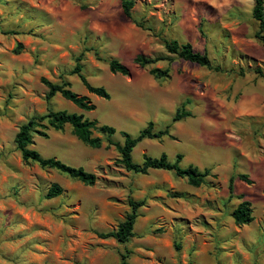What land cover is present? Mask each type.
<instances>
[{
    "label": "rangeland",
    "instance_id": "obj_1",
    "mask_svg": "<svg viewBox=\"0 0 264 264\" xmlns=\"http://www.w3.org/2000/svg\"><path fill=\"white\" fill-rule=\"evenodd\" d=\"M250 1L236 0V9L234 0H133L129 19L121 0H0V264H118L124 249L132 252L128 264H264V47L254 37ZM163 40L190 43L221 71L172 55L144 68L133 63L138 54L167 55ZM111 58L130 75L110 73ZM77 63L110 99L88 93L70 75ZM152 68L167 69L169 78L155 79ZM42 78L67 80L95 109L83 111L59 94L47 101ZM182 103L191 115L172 123ZM49 110L111 126L117 133L110 140L119 144V131L136 136L148 122L155 131L169 126V137L141 141L133 161L164 153L174 162L181 154V167L211 175L194 188L163 170L133 174L104 136L95 133L103 145L91 149L67 126L35 136L32 148L95 174L93 186L25 163L14 137ZM53 183L62 194L43 198ZM239 195L253 216L240 227L231 217ZM129 200L144 202L130 241L99 238L130 213Z\"/></svg>",
    "mask_w": 264,
    "mask_h": 264
},
{
    "label": "trees",
    "instance_id": "obj_2",
    "mask_svg": "<svg viewBox=\"0 0 264 264\" xmlns=\"http://www.w3.org/2000/svg\"><path fill=\"white\" fill-rule=\"evenodd\" d=\"M133 6V0H121L123 14L129 19H131V9ZM251 15L257 23V30L254 33V37L259 40L264 47V0H253ZM134 23L142 28V24L136 21H134ZM163 46L167 55L148 57L143 54H138L133 58V63L144 68L159 61L170 60L169 55H172L200 67L211 69L216 72L221 71L219 66L212 67L211 61L206 53L195 51L190 43H179L176 40H163ZM108 69L112 74H120L123 76L130 75L128 67L114 58L108 61ZM81 70L82 66L77 63L70 72V75H77L88 93L106 100L110 99V95L106 89L104 87L90 85L81 73ZM243 73V70H240L238 75L243 76ZM255 73L260 75L261 70H256ZM149 74L155 79L169 78V71L167 69L152 68L149 70ZM41 82L47 88V101H50L55 95L59 94L62 98L70 101L83 111H93L95 109L94 104L91 103L87 96L78 95L71 90L70 82L67 80L63 79L60 83H53L42 78ZM190 115L189 112L184 110V104L182 103L181 106L176 109L171 122H178ZM66 126L69 127L71 134L78 141L91 149H99L103 145L102 138L96 136L95 133L104 136L107 139L106 147L113 146L119 154V163L125 170L133 174L145 175L151 170H163L173 173L178 178L185 179L187 184L194 188L207 184V178L211 175L210 169L200 171L197 167L192 165L181 167V154L176 155V160L174 162H170L164 153L159 157H151L143 154L141 164H136L133 161V149L141 141L146 139L161 140L163 137H169V126H167L165 130L155 131L153 122H148L136 136H131L125 131H119V135L123 138V142L119 144L110 140V138L117 133L115 128L108 125H99L97 121L86 119L82 114L68 113L65 110H49L43 115L31 117L26 123L19 127L14 137V143L16 149L20 152L23 162L35 163L40 168L53 169L72 180L79 181L85 186H93L97 181L95 174L86 171L82 167L67 165L54 157L44 158L37 150L32 148L35 136L47 138V130L51 129L56 132H62ZM236 177L246 184L251 183L248 176L245 174H237ZM234 179V176H230L228 180V191L231 196L234 191ZM62 191V188L58 184L53 183L50 185L43 198H57L62 194ZM237 198L242 200L243 195H239ZM143 205V201L129 200V206L131 208L130 213H128L124 220L117 225L115 230L106 233H98V237L101 239L112 238L120 245L127 244L134 235L133 229L138 217L137 211ZM231 217L236 226L240 227L250 224L253 221L251 203L247 200H242L233 209ZM174 247L176 250H179L178 245ZM131 254L132 252L128 249H124V252H120L118 264H128V259Z\"/></svg>",
    "mask_w": 264,
    "mask_h": 264
},
{
    "label": "crops",
    "instance_id": "obj_3",
    "mask_svg": "<svg viewBox=\"0 0 264 264\" xmlns=\"http://www.w3.org/2000/svg\"><path fill=\"white\" fill-rule=\"evenodd\" d=\"M239 1V0H238ZM236 0H234V3H233V5L232 6H230V8H236V9H240L242 6H241V4H239V2H237L236 4ZM249 3L251 4V1L249 0ZM251 6V5H250ZM253 7V0H252V6H251V8ZM251 12H252V9H251Z\"/></svg>",
    "mask_w": 264,
    "mask_h": 264
}]
</instances>
